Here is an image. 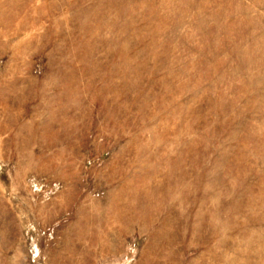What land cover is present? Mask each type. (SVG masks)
Returning <instances> with one entry per match:
<instances>
[{"label": "rangeland", "instance_id": "obj_1", "mask_svg": "<svg viewBox=\"0 0 264 264\" xmlns=\"http://www.w3.org/2000/svg\"><path fill=\"white\" fill-rule=\"evenodd\" d=\"M0 264H264V0H0Z\"/></svg>", "mask_w": 264, "mask_h": 264}]
</instances>
